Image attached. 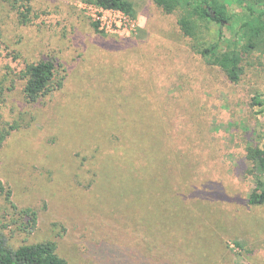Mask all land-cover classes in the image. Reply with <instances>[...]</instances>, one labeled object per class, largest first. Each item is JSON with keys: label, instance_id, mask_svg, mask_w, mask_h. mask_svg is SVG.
Returning a JSON list of instances; mask_svg holds the SVG:
<instances>
[{"label": "rangeland", "instance_id": "1", "mask_svg": "<svg viewBox=\"0 0 264 264\" xmlns=\"http://www.w3.org/2000/svg\"><path fill=\"white\" fill-rule=\"evenodd\" d=\"M132 1L121 34L95 0H28L27 21V1L0 0V179L38 213L32 233H10L0 192V229L15 245L55 240L70 264H264L247 155L264 150V45L243 53L238 82L195 48L242 35L245 6L197 43L177 22L186 6ZM43 59L63 86L29 101L24 71Z\"/></svg>", "mask_w": 264, "mask_h": 264}, {"label": "trees", "instance_id": "2", "mask_svg": "<svg viewBox=\"0 0 264 264\" xmlns=\"http://www.w3.org/2000/svg\"><path fill=\"white\" fill-rule=\"evenodd\" d=\"M25 10L21 12L22 21L29 20L31 6L28 0ZM105 8L122 10L132 17L137 11L132 0H95ZM165 13L172 14L186 6L177 22L181 31L195 42L199 43L205 30V21L218 22L221 26L231 20L229 6L240 3L245 6V20L242 22V35L237 39H225L220 31L215 41L204 43V47L195 46L196 50L210 63L224 70L229 80L238 82L243 74V53L251 52L255 47L264 45V0H153ZM215 12V16H212ZM98 27L97 23H94ZM201 38V39H202ZM226 42V45H225ZM230 47V48H229ZM241 47V49H237ZM26 84L24 92L29 101H36L41 96L63 86V79L57 78V67L53 60L43 59L26 66L24 71ZM9 134V130L0 134V145ZM247 155L250 161L262 171L255 178V188L249 196L252 205L264 204V150L260 147H248ZM0 192L5 195L6 201L16 210L17 219L11 223L2 224V228L9 229L10 233L17 230L28 234L37 227L38 213L33 207L18 206L12 199V191L0 179ZM15 224V228H10ZM0 264H70L58 253V243L55 240H43L35 243L12 244L9 242L8 232L0 229Z\"/></svg>", "mask_w": 264, "mask_h": 264}, {"label": "built area", "instance_id": "3", "mask_svg": "<svg viewBox=\"0 0 264 264\" xmlns=\"http://www.w3.org/2000/svg\"><path fill=\"white\" fill-rule=\"evenodd\" d=\"M97 11V20L108 33L129 34L134 28L133 17L119 9L94 6Z\"/></svg>", "mask_w": 264, "mask_h": 264}, {"label": "water", "instance_id": "4", "mask_svg": "<svg viewBox=\"0 0 264 264\" xmlns=\"http://www.w3.org/2000/svg\"><path fill=\"white\" fill-rule=\"evenodd\" d=\"M216 14H215V12H212V16L214 17Z\"/></svg>", "mask_w": 264, "mask_h": 264}]
</instances>
